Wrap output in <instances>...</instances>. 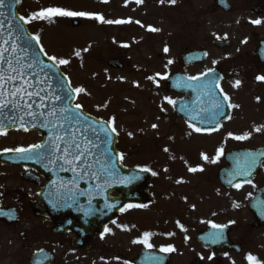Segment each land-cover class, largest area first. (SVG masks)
Instances as JSON below:
<instances>
[{"label": "flooded vegetation", "instance_id": "af4514ba", "mask_svg": "<svg viewBox=\"0 0 264 264\" xmlns=\"http://www.w3.org/2000/svg\"><path fill=\"white\" fill-rule=\"evenodd\" d=\"M210 1V5L198 11L199 14H218L229 22L208 25L193 16L189 21L191 41L185 51H206L208 57L201 65L187 67L185 76L190 84L191 80L213 70L222 75L220 89L224 98L221 103L226 101L230 107L228 120L214 132L200 131L174 112V100L182 96H174L169 101L168 113L158 110L160 118L153 108L154 101H148V106L150 103L153 106H147L143 113H131L126 117L130 121L125 123L118 122L120 113L111 117L114 107L110 101L104 102L103 106V113L109 115L106 119L120 134L119 150L125 167L140 168V160L131 162L126 151H143L152 141L157 142L155 136L163 130L169 135L167 143L171 149L184 155L191 153L193 160L182 162L179 168L192 175V182L184 181V177L172 181L173 178L159 175H153L149 182L140 178L139 184H132L127 189L136 198L150 195V204L134 202L127 205L113 223L104 225L102 232H95L100 229L95 216L78 217L73 230L55 232L51 218L36 214L38 207L47 210L40 200L45 180L31 166L28 155L26 157L27 152L39 145L40 136L23 129L1 132L0 245H6L7 241L21 243L22 255L17 256L16 264H29L28 259L37 251L43 252L44 264H255L253 257L243 263L239 261L252 244L251 238L249 243L246 239L258 230L249 228L247 234L241 235L238 214L241 212V192L247 190L246 200L249 201L264 188V165L259 176L243 186H224L219 174L227 167L226 159L230 153L264 149V62L258 57L260 44L264 42V0H249L240 5L228 0L232 6L230 13L219 8L215 0ZM236 17L238 19L234 20ZM220 39L228 40L230 46L216 47L214 43ZM111 73L123 74L124 70ZM205 88L202 84L190 86L188 92L194 95L187 98L207 116L210 99L207 95L199 96L207 92ZM136 90L128 86L126 92ZM215 100L218 99L211 102ZM125 101L129 105L128 99ZM225 115V106H222L217 116ZM169 119L171 125L162 130L155 127L150 139L140 137L135 145L121 143L122 137L143 136L147 125ZM21 154L24 157H20ZM207 168L213 170L212 183L207 181ZM81 187L85 189L86 185ZM91 187L95 189V185ZM246 210L252 215L248 208ZM144 211L153 212L152 216L157 217L155 222L159 219V223L143 218ZM224 214H231L232 224L223 221ZM210 229L222 231L210 237L206 247L199 238ZM128 238L129 243L124 247L122 241Z\"/></svg>", "mask_w": 264, "mask_h": 264}, {"label": "rangeland", "instance_id": "374dc122", "mask_svg": "<svg viewBox=\"0 0 264 264\" xmlns=\"http://www.w3.org/2000/svg\"><path fill=\"white\" fill-rule=\"evenodd\" d=\"M142 1L22 0L19 12L30 32L70 77L79 92L81 104L90 111L92 109L99 117L106 119L109 116L103 113L106 101H110L114 107L112 118L116 112L123 118L131 113L146 112L149 106H153L151 103L148 106V101H154L153 108L160 118L159 112L170 108L166 105V79L175 72L185 71L181 57L191 41L189 21L196 16L208 25L229 22L218 14H199L200 9L211 4L210 0H166L163 3L162 0H144L145 3L141 4ZM232 1L239 5L249 2ZM158 6H161L160 9ZM74 19L81 21L80 28L74 29L70 25ZM237 19L238 17L234 18ZM114 58L121 59L125 67L123 74L111 73L108 68V62ZM128 86L137 90L126 92ZM127 99L129 105L125 103ZM121 116L117 115L118 122L130 121ZM170 123L169 119L160 120L152 126L149 124L143 131L145 135L122 137L121 143L135 145L140 137L150 139L155 127L162 130ZM167 137L168 134L160 131L155 136L157 142L152 141L143 151H126L127 159L131 162L140 160V166L152 171L155 176L173 178L172 181L177 177H184V181L192 182V175L179 168L182 162L193 160L191 153L184 155L174 151L167 143ZM212 177L213 170L208 169L209 183L213 182ZM181 185L186 186L185 183ZM246 191H242L240 195L241 212L238 214V223L241 235L249 232V226L254 221L246 210ZM152 215L153 212L144 211L143 218H150L155 222L157 217ZM223 221L232 224L231 214H224ZM155 223H159V219ZM250 238L252 244L241 255L240 263L253 257L255 264H264V228L254 231L246 239L248 243ZM129 240L130 238L122 241V245H128ZM20 244L7 241L6 245H0V264H16L17 256L22 255Z\"/></svg>", "mask_w": 264, "mask_h": 264}, {"label": "water", "instance_id": "95a60500", "mask_svg": "<svg viewBox=\"0 0 264 264\" xmlns=\"http://www.w3.org/2000/svg\"><path fill=\"white\" fill-rule=\"evenodd\" d=\"M20 4L21 0H0V120H3L0 130L14 124L44 136V142L34 150L39 154L38 161L33 158L34 167L47 170L49 176V184L42 199L50 202L55 213L48 215L57 226L63 224L61 218L65 215L69 218L67 225L71 228L76 198L67 195L68 191L58 186V183H62L56 175L50 181L52 173L72 171L75 168L88 173L95 167L97 170H111L112 184L120 183L125 176H136L139 173L125 171L121 167L116 148L117 136L109 124L94 119L74 104L77 94L68 78L46 56L18 16ZM73 25L77 26L78 23L73 22ZM184 60H188V56ZM110 66L120 65L118 61H112ZM181 84V81L172 78L167 82L168 90L184 92ZM206 121L209 127L217 126L220 122L210 115L204 119ZM237 156L239 162L234 166V175L239 184H245L260 170L264 162V150L241 151L236 153ZM263 195V192L259 193L251 206L260 204L264 200ZM124 201V198L117 199L112 201L113 205L108 204L104 212L93 211L90 214L103 218L96 219V224L102 225L114 218L117 209L124 206ZM257 218L258 226H263L264 214L257 215Z\"/></svg>", "mask_w": 264, "mask_h": 264}]
</instances>
